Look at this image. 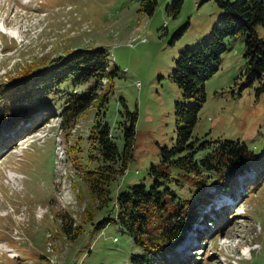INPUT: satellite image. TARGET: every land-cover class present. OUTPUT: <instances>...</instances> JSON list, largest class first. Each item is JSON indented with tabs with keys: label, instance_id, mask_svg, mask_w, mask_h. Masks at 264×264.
Listing matches in <instances>:
<instances>
[{
	"label": "rangeland",
	"instance_id": "obj_1",
	"mask_svg": "<svg viewBox=\"0 0 264 264\" xmlns=\"http://www.w3.org/2000/svg\"><path fill=\"white\" fill-rule=\"evenodd\" d=\"M24 1L0 0V22H6L0 32V85L23 72L26 64L44 62V68L70 51L103 47L114 76L100 118L113 130L119 149L124 143V125L119 123L127 118L120 114V99L137 118L127 169L111 182V200L101 209L83 180L84 170L99 162L89 158L96 150L87 137L95 106L70 128L52 115L15 141L8 136L12 130H0V264H134L131 256L144 251L131 235L116 221L102 230L94 224L115 216L118 192L150 185L148 171L159 163V147L174 143V102L194 103L181 96L170 78L174 61L209 35L221 9L214 0H180L179 8L173 0H158L148 15L140 11V0ZM254 30L264 36V24ZM245 38L224 39L226 50L205 80L206 100L193 135L212 142L240 141L258 157L243 172L229 175L224 187H208L214 200L195 204L199 216L176 245V264H264V87L258 78L246 79ZM95 81L71 76L34 98L23 114L35 117L50 109L59 114L69 93H82ZM220 191H226L224 196ZM66 214L73 228L81 230L72 239L61 228ZM246 249L250 252L244 256Z\"/></svg>",
	"mask_w": 264,
	"mask_h": 264
},
{
	"label": "trees",
	"instance_id": "obj_2",
	"mask_svg": "<svg viewBox=\"0 0 264 264\" xmlns=\"http://www.w3.org/2000/svg\"><path fill=\"white\" fill-rule=\"evenodd\" d=\"M173 1V5L179 8L180 0L178 3ZM214 1L221 9L219 19L201 43L179 53L170 73L181 96L194 100L192 105L174 102V143L159 147V163L152 164L148 171L150 185L136 184L129 190L118 192L115 216L107 215L94 224V229L102 230L108 223L118 222L144 251L143 255L131 256L134 264H147L149 260L176 264L179 257L174 253L176 245L182 242L185 231L199 216L195 204L198 201L208 203L213 198L208 187H224L229 175L243 172L248 161L258 157L240 141L212 142L193 135L198 114L206 100L205 80L213 73L220 55L226 50V37L246 34V79L251 82L258 78L264 87V36L259 37L254 30L255 25L264 24V0ZM157 3L158 0H140L139 9L150 15ZM43 63L26 64L23 72L11 77L8 84L0 85V130H12L8 136L15 141L21 135L38 129L52 115H59L61 125L70 128L89 106H95L97 113L87 137L96 150V153H89V158L99 162L92 169L84 170L83 180L97 203V209H101L111 200V182L123 176L127 169L137 114L128 111L120 99L124 107L120 114L127 118L119 123L124 125V143L119 149L113 130L100 118L101 109L113 91L114 76V71H108V52L103 47L73 50L59 56L49 66L40 68ZM71 76L76 81H88L90 78H96V81L82 93L76 90L69 93L59 114L54 109L44 110L35 117L23 114L34 98L52 92ZM26 121L27 125H24ZM184 188L187 193L188 189L193 188V191L185 194ZM87 213L92 215L90 209ZM67 217V214L63 216L61 228L72 239L81 230L73 228L71 219Z\"/></svg>",
	"mask_w": 264,
	"mask_h": 264
},
{
	"label": "bare ground",
	"instance_id": "obj_3",
	"mask_svg": "<svg viewBox=\"0 0 264 264\" xmlns=\"http://www.w3.org/2000/svg\"><path fill=\"white\" fill-rule=\"evenodd\" d=\"M5 22V21H4ZM3 21H2V24L3 25H5L6 24V22L4 23ZM0 26H1V24H0ZM2 29H5V27H3ZM55 137H57V136H55ZM56 146H59V143H57L56 144ZM57 153V152H56ZM56 153H55V159H57L56 161H55V165H58L59 166V164H60V161H58V158L56 157ZM63 158V157H62ZM60 167V166H59ZM246 253L245 252H243L242 253V255H244V256H247V255H249V252H250V250L249 249H246Z\"/></svg>",
	"mask_w": 264,
	"mask_h": 264
}]
</instances>
